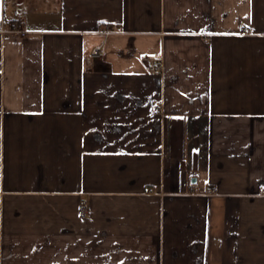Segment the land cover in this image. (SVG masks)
Listing matches in <instances>:
<instances>
[{"label": "crops", "instance_id": "0c3cea01", "mask_svg": "<svg viewBox=\"0 0 264 264\" xmlns=\"http://www.w3.org/2000/svg\"><path fill=\"white\" fill-rule=\"evenodd\" d=\"M14 25L0 264H264V0H0Z\"/></svg>", "mask_w": 264, "mask_h": 264}, {"label": "built area", "instance_id": "2783aa9c", "mask_svg": "<svg viewBox=\"0 0 264 264\" xmlns=\"http://www.w3.org/2000/svg\"><path fill=\"white\" fill-rule=\"evenodd\" d=\"M2 31H10V32H15L17 34H21V35H25L27 34V30H25L24 28L20 27V26H11L9 29H5L4 27L1 26L0 28ZM102 32L105 35H108L110 33V30H102ZM102 45L103 42H98L96 43L91 50L89 51L88 55H87V59L89 61H93L94 58L96 56H98L100 54V51L102 49ZM162 67V61L161 59H158L156 57H149L148 58V68L150 70H158Z\"/></svg>", "mask_w": 264, "mask_h": 264}]
</instances>
